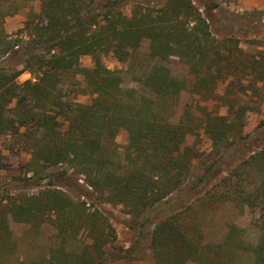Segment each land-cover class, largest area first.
<instances>
[{
  "label": "trees",
  "instance_id": "trees-1",
  "mask_svg": "<svg viewBox=\"0 0 264 264\" xmlns=\"http://www.w3.org/2000/svg\"><path fill=\"white\" fill-rule=\"evenodd\" d=\"M141 1L149 0H37L39 11L31 5L24 27L10 35L5 20L26 0H0V62L19 56L21 66L0 63V137L31 132L30 177L23 182L37 189L0 199V251L12 246L11 221L48 224L57 238L48 257L14 264L136 261L133 248L113 246L108 219L54 182L68 169L104 203L121 205L137 220L138 243L149 236L154 264H216L220 245L205 247L185 213L197 201L214 203L215 189L223 188L218 198L224 203L259 210L252 223L258 240L245 248L251 264H264V146L247 158L235 155L250 140H264V121L253 134L244 133L247 114L264 103V37L250 41L254 48L247 51L238 38H216L192 0ZM245 16L253 24L264 21L263 11ZM144 43L153 63L143 77L136 75V87L125 88L122 72L107 68L103 55L125 64ZM84 56L92 57V67L81 65ZM172 58L187 67V77L172 74L165 63ZM25 72L33 79L19 83ZM78 93L90 102L77 101ZM183 93L190 98L179 109ZM212 102L227 112H211ZM202 130L211 141L203 160L209 165L194 180L195 162L204 156ZM121 131L128 134L122 157L115 143ZM217 167L225 176L201 195ZM165 209L167 216L156 221ZM241 232L231 224L224 244L244 245ZM76 245L79 250L71 248Z\"/></svg>",
  "mask_w": 264,
  "mask_h": 264
},
{
  "label": "rangeland",
  "instance_id": "rangeland-1",
  "mask_svg": "<svg viewBox=\"0 0 264 264\" xmlns=\"http://www.w3.org/2000/svg\"><path fill=\"white\" fill-rule=\"evenodd\" d=\"M161 0L141 1V3H150L151 5L159 4ZM199 8L201 13L207 17L211 26L212 33L218 39L233 37L238 38L242 43L241 46L250 51L254 47L250 45V41L264 37V21L253 24L244 19L246 14L255 13L257 11L264 12V0H192ZM162 0L161 3H163ZM25 7L22 10L5 20V30L10 35H15L20 29L24 27L30 7L34 11H39L40 4L37 0H26ZM131 7L124 9V13L129 14ZM9 64L21 69L19 66V56H14L8 61V56L1 60L2 65L8 67ZM103 63L110 70L121 71L124 76V87H136L135 77H143L149 71L153 61L148 57V43H144L137 52V56L128 63H120L113 54L103 55ZM176 77H187V67L180 62L177 58H172L165 62ZM81 65L83 67H92L93 60L91 56H84L81 58ZM33 76L27 72L23 73L19 78V83H24L27 80H32ZM81 87L85 88L86 83L82 76L78 77ZM224 88V87H223ZM221 87L220 92L223 93L224 89ZM190 96L188 93H183L177 108L183 107L188 102ZM76 100L82 103H89L90 98L78 93ZM208 109L218 115L225 114L227 111L222 109L221 105L217 102L209 104ZM219 110V111H212ZM179 118V114L173 116V121ZM264 121V103L260 105L259 110L247 114L245 118V134H253L255 130ZM28 130L23 129L20 135H3L0 137V159L2 170L0 174V199H8V193L12 196H19L20 194H31L37 191L36 188L30 183L23 182L25 178L30 177L27 172L28 164L30 163L33 150V138L29 136ZM200 136V151L204 153L201 162H195L193 179L197 180L209 164L203 160L210 153L211 141L204 134L203 130ZM28 135V136H26ZM191 141V140H190ZM193 141V139H192ZM116 149L118 154L122 157L128 145V134L121 131L115 140ZM264 146V140H250L245 146H241L236 156L247 158L256 151H259ZM206 159V158H205ZM220 167L215 169L216 173L212 174L208 179V184L201 195L205 191L211 190L215 185L220 183L221 176L225 173ZM220 170V172H219ZM84 177L75 174L73 169H68V174L64 178L55 180L56 184L64 185L68 193L80 201L87 203L90 211L98 210L108 221L114 229V242L113 246L118 249L128 250L133 248V254L136 261H120L115 264H154L153 256L149 250V236L143 238L142 243H138L140 239L141 226L138 225L134 218L124 213L121 205H114L104 203L100 197L93 193L84 182ZM49 181V180H47ZM46 183V182H45ZM218 187V186H217ZM202 188H200L201 190ZM217 190V191H216ZM214 192V191H212ZM217 194L214 203L195 202L191 210L185 213V216L193 221L199 229V235L202 237V244L206 247L208 244L217 245L218 255L215 258L216 264H251V252L245 247L250 244H255L259 237V232L252 225L255 218L260 215L258 209L251 210L245 207L244 210L236 207L233 204H226L218 197L223 192V188L218 187L215 189ZM218 192V193H217ZM212 194V193H211ZM220 194V195H219ZM207 199V198H205ZM218 199V200H217ZM8 201V200H7ZM6 203V202H5ZM165 209L156 221L163 219L167 216ZM167 213V214H165ZM155 220V219H153ZM152 220V221H153ZM140 221H143L142 219ZM234 224L242 230L244 245H225V238L228 234L230 225ZM10 230L12 232L10 249L0 251L1 261L0 264H14L17 260L24 261H38L44 257H48L51 248L57 242L56 230L44 224L36 227L32 224H18L10 222ZM244 231V232H243ZM196 232V231H194ZM90 240V239H89ZM135 247V249H134ZM73 249H78L77 245L72 246ZM79 250V249H78ZM3 257V258H2ZM138 259V260H137ZM184 264H201L200 262L190 261Z\"/></svg>",
  "mask_w": 264,
  "mask_h": 264
}]
</instances>
